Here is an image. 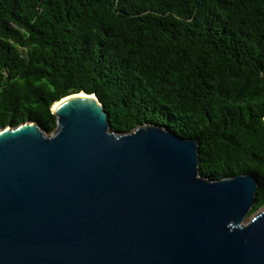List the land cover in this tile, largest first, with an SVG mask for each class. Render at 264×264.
Segmentation results:
<instances>
[{
	"label": "trees",
	"instance_id": "1",
	"mask_svg": "<svg viewBox=\"0 0 264 264\" xmlns=\"http://www.w3.org/2000/svg\"><path fill=\"white\" fill-rule=\"evenodd\" d=\"M96 94L114 130L199 143L200 172L252 174L264 207V0H0V129Z\"/></svg>",
	"mask_w": 264,
	"mask_h": 264
},
{
	"label": "water",
	"instance_id": "2",
	"mask_svg": "<svg viewBox=\"0 0 264 264\" xmlns=\"http://www.w3.org/2000/svg\"><path fill=\"white\" fill-rule=\"evenodd\" d=\"M52 109L0 129V264H264L254 175L203 176L197 139L114 130L96 94Z\"/></svg>",
	"mask_w": 264,
	"mask_h": 264
},
{
	"label": "rangeland",
	"instance_id": "3",
	"mask_svg": "<svg viewBox=\"0 0 264 264\" xmlns=\"http://www.w3.org/2000/svg\"><path fill=\"white\" fill-rule=\"evenodd\" d=\"M264 209V207L258 209V210H255L254 212H250L244 219V223H247L254 215H256L257 213H259L260 211H262Z\"/></svg>",
	"mask_w": 264,
	"mask_h": 264
},
{
	"label": "bare ground",
	"instance_id": "4",
	"mask_svg": "<svg viewBox=\"0 0 264 264\" xmlns=\"http://www.w3.org/2000/svg\"><path fill=\"white\" fill-rule=\"evenodd\" d=\"M56 105H58V102H56V103L54 104V106H56ZM54 106H53V107H54Z\"/></svg>",
	"mask_w": 264,
	"mask_h": 264
}]
</instances>
